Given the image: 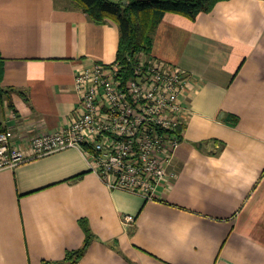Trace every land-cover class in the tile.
<instances>
[{
	"label": "crops",
	"instance_id": "0c3cea01",
	"mask_svg": "<svg viewBox=\"0 0 264 264\" xmlns=\"http://www.w3.org/2000/svg\"><path fill=\"white\" fill-rule=\"evenodd\" d=\"M119 38L72 0H0V129L25 147L65 126L76 69L114 62ZM149 54L189 77L175 178L152 199L110 189L78 148L2 169L0 264L62 261L82 221L92 240L74 264H264V0L167 12Z\"/></svg>",
	"mask_w": 264,
	"mask_h": 264
},
{
	"label": "built area",
	"instance_id": "2783aa9c",
	"mask_svg": "<svg viewBox=\"0 0 264 264\" xmlns=\"http://www.w3.org/2000/svg\"><path fill=\"white\" fill-rule=\"evenodd\" d=\"M92 62L78 67V105L67 124L39 132L18 145L11 128L0 129V170L31 158L78 148L110 189L156 197L176 173L170 169L184 129L189 77L178 66L150 54ZM129 70V71H128ZM124 221L131 223L132 215Z\"/></svg>",
	"mask_w": 264,
	"mask_h": 264
},
{
	"label": "trees",
	"instance_id": "16d2710c",
	"mask_svg": "<svg viewBox=\"0 0 264 264\" xmlns=\"http://www.w3.org/2000/svg\"><path fill=\"white\" fill-rule=\"evenodd\" d=\"M90 19L103 23L113 20L119 28L120 38L116 59L124 63L127 69L131 62L127 57L137 53L149 54L153 34L160 20L167 12L178 13L194 19L200 12L210 11L218 0H72ZM129 71V70H128ZM3 76V59L0 56V82ZM12 88L0 85V105L9 99ZM229 121H231L229 119ZM85 240L80 248L68 250L64 264H74L87 249L92 240V233L86 222L82 221Z\"/></svg>",
	"mask_w": 264,
	"mask_h": 264
},
{
	"label": "water",
	"instance_id": "95a60500",
	"mask_svg": "<svg viewBox=\"0 0 264 264\" xmlns=\"http://www.w3.org/2000/svg\"><path fill=\"white\" fill-rule=\"evenodd\" d=\"M49 264H64L63 262H54V263H49Z\"/></svg>",
	"mask_w": 264,
	"mask_h": 264
}]
</instances>
